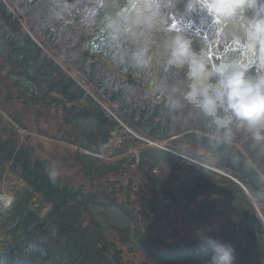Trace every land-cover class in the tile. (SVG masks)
Here are the masks:
<instances>
[{"label":"trees","instance_id":"1","mask_svg":"<svg viewBox=\"0 0 264 264\" xmlns=\"http://www.w3.org/2000/svg\"><path fill=\"white\" fill-rule=\"evenodd\" d=\"M134 2L159 6L153 27L107 26ZM259 6L0 0V106L12 105V123L0 131V193L11 196L0 207V264H145L134 258L139 252L156 264L197 257L207 264L192 235L214 210L223 225L208 234L233 246V264H264V147L250 146L240 132L231 143L210 141L189 109L167 103L170 86L184 80L167 48L175 29L188 32L210 65L256 61L252 71H264V52L251 39L252 20L264 16ZM230 42L239 48H227ZM141 48L149 62L137 65L132 57ZM26 118L39 136L72 148L65 163L79 180L49 179L48 162L19 138ZM190 145L205 154L190 153ZM133 148L135 166L134 155L127 162ZM156 165L169 176L161 187L151 178ZM102 207L122 220L101 223L93 209Z\"/></svg>","mask_w":264,"mask_h":264},{"label":"clouds","instance_id":"2","mask_svg":"<svg viewBox=\"0 0 264 264\" xmlns=\"http://www.w3.org/2000/svg\"><path fill=\"white\" fill-rule=\"evenodd\" d=\"M261 3L264 0H252L253 8ZM216 7L209 5L210 9ZM158 10V5L134 2L110 19L107 26L115 30L121 23H130L151 28ZM170 33L168 52L173 63L183 66L184 80L170 86L168 107L173 111L189 109V116L209 130L210 141L231 143L240 132L250 146L264 147V71H252L256 61L221 60L210 65L186 30L175 29ZM251 39L264 52V16L252 20ZM132 58L137 65L147 64V49L135 51ZM49 179L55 181L56 174H50ZM210 230L205 226L194 232L199 249L209 257L207 264H233V246L209 235Z\"/></svg>","mask_w":264,"mask_h":264},{"label":"rangeland","instance_id":"3","mask_svg":"<svg viewBox=\"0 0 264 264\" xmlns=\"http://www.w3.org/2000/svg\"><path fill=\"white\" fill-rule=\"evenodd\" d=\"M263 8V6H258L257 9L261 10ZM174 26L177 24L175 22ZM182 26L185 27L186 29L189 28L188 27V23H184L182 22ZM227 48H232V49H237L239 48L238 43H234V42H230L229 44L226 45ZM1 103V102H0ZM12 109V105H8V104H4L3 106H0V131L5 130V126L8 122L12 123V120L10 118V116L8 115V112ZM27 118L24 121V125L27 124V127L25 126V128H20L19 129V138L25 143V145H31L32 147H34L35 152L37 154H39L41 158L45 159L48 162V166H49V171L50 173H55L56 177H62L63 179H65L66 181L69 182H73V180L75 178H77L79 180L80 178V174L71 170V168H69L67 166V164L65 163L66 158L69 159V157L71 155H73V150L71 147L67 146V145H60L57 141H54L53 138H48V137H43V136H39L38 133L35 131L34 127L31 124H28L27 122ZM149 145L151 147H155V148H162V146L154 144V143H149ZM39 146H41L42 148L40 149ZM189 152L192 154H196V155H204L205 154V148L202 145H190L188 146ZM134 155V163L133 166H135L137 164V162L139 161V152L137 149L133 148L131 150L128 151L127 154V162H130L132 160V157ZM149 159L152 160V158H154V154L153 153H149ZM184 158L192 161L191 157L183 155ZM195 160V159H194ZM133 162V161H132ZM196 162V161H195ZM194 162V163H195ZM69 164L70 161L68 162ZM197 164V162H196ZM74 165V164H73ZM155 171H153L154 173H152L153 175H151L152 177V181L154 184H159L158 186H164L167 182H168V178L166 175L164 174L166 171L161 170V168L159 167V165L155 166ZM133 168V167H130ZM213 171V170H212ZM215 172H218V170H215ZM60 175V176H59ZM155 176V177H153ZM157 176H159L158 180H157ZM167 177V178H166ZM157 182V183H156ZM10 198L8 199L7 202H3L1 201L2 198ZM216 200H219L220 197L219 196H215ZM11 202V196L9 194H6L4 191H1L0 193V207L2 208H6ZM216 209H222V204L219 203ZM94 215L96 217V219L98 221H100L101 223H106L107 221H113V220H122L121 216L117 215L114 217V214L111 213L110 209L108 208H94ZM204 222L207 224L208 223V228H210V232H217V229H220V227L223 225V219L222 216H220V214H218L217 210L214 211H207L206 213L204 212ZM116 220V221H117ZM114 222V223H118V222ZM260 221L262 222V231H263V235H260L262 237H264V216L260 215ZM122 222V221H121ZM199 226V225H198ZM195 229V228H194ZM194 231V230H193ZM170 239L168 241H172V235H170L168 233L167 235ZM194 236V233L193 235ZM137 256H135L134 258H136V261H140L142 260L143 262H145V264H156L154 262V260L149 259L147 256L139 253H136ZM133 254L128 253V255H126L125 257L130 258V256H132ZM192 260H186L183 259L181 261H186V262H179V264H204L205 259H199L197 258H191ZM129 261V259H126ZM156 260V259H155Z\"/></svg>","mask_w":264,"mask_h":264},{"label":"bare ground","instance_id":"4","mask_svg":"<svg viewBox=\"0 0 264 264\" xmlns=\"http://www.w3.org/2000/svg\"><path fill=\"white\" fill-rule=\"evenodd\" d=\"M8 199H9V198H6V197H5V198H2V200H1V201H3V202H7V201H8Z\"/></svg>","mask_w":264,"mask_h":264},{"label":"water","instance_id":"5","mask_svg":"<svg viewBox=\"0 0 264 264\" xmlns=\"http://www.w3.org/2000/svg\"><path fill=\"white\" fill-rule=\"evenodd\" d=\"M10 199V198H9Z\"/></svg>","mask_w":264,"mask_h":264}]
</instances>
